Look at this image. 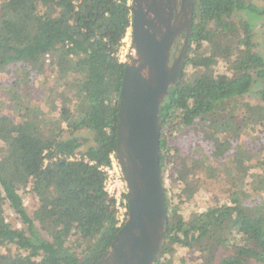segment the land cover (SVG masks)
Returning <instances> with one entry per match:
<instances>
[{
    "label": "trees",
    "instance_id": "1",
    "mask_svg": "<svg viewBox=\"0 0 264 264\" xmlns=\"http://www.w3.org/2000/svg\"><path fill=\"white\" fill-rule=\"evenodd\" d=\"M193 3L190 70L160 112L163 184L170 176L182 187L175 186L178 202L165 188L168 235L156 264H264V106L237 102L256 84L264 102V59L251 24L235 18L238 11L264 16V7ZM132 19L131 0H0V71L7 76L0 82V264H97L120 230L105 168L116 159L120 53ZM222 62L233 73L217 71ZM41 66L54 83L43 100L61 98V107L38 106L35 114L37 77L30 74ZM250 128L258 129L257 146L241 142ZM225 160L230 200L186 219L181 207L204 186L200 170L223 181ZM26 191L37 201L31 214ZM8 210L22 228L8 221Z\"/></svg>",
    "mask_w": 264,
    "mask_h": 264
},
{
    "label": "water",
    "instance_id": "2",
    "mask_svg": "<svg viewBox=\"0 0 264 264\" xmlns=\"http://www.w3.org/2000/svg\"><path fill=\"white\" fill-rule=\"evenodd\" d=\"M131 8L132 40L124 61L115 152L126 185L128 214L97 264H156L168 235L160 112L170 89L185 73L194 3L132 0ZM184 32L183 49L171 61L172 48Z\"/></svg>",
    "mask_w": 264,
    "mask_h": 264
},
{
    "label": "rangeland",
    "instance_id": "3",
    "mask_svg": "<svg viewBox=\"0 0 264 264\" xmlns=\"http://www.w3.org/2000/svg\"><path fill=\"white\" fill-rule=\"evenodd\" d=\"M248 3H252L258 7H264V0H245ZM235 18L240 20H246L248 21L251 26H252V30H253V34H254V43H255V52H257L259 55H261L264 59V16H257L254 14H250L247 11H238L235 14ZM131 40H132V35H131V29H129L128 33H127V37L124 40V46L121 50L120 53V57L122 61H125L127 54H128V50H129V46L131 44ZM48 64V63H47ZM189 68H185V73L189 72ZM216 70L219 72H226L229 71L230 73H233L231 71V67L228 66V64L226 62H222L220 63V65L218 67H216ZM33 77H37V79H35L36 82V86H33V93L35 94V96L32 97V99L30 100V103L33 104L34 106H36L37 108H35V114H40L41 110L39 109L38 106H40L45 112H48L49 107H51L52 109H59L61 107V98H59L57 100V103L55 105V103L53 104H48V102L44 101V93L47 92L49 90V88H51L54 83H53V79L52 77L49 75V67L45 66V67H38V69L33 70V72L30 74ZM5 79H7V76L5 75L4 72L0 71V82H4ZM39 82L40 87H38L37 83ZM43 82V84H42ZM48 85H44L47 84ZM43 87V89H42ZM260 84H256L253 86V88L251 89V91L246 94L245 96L242 97V99L239 101V99H237L238 103H246L252 106H257V105H261L264 106V102H262V100L260 99V97L258 96V91L260 90ZM3 94H1V89H0V99L2 97ZM9 105H11V103H9ZM48 108V109H47ZM59 111H55L54 113H52V115H56L58 114ZM11 113V112H10ZM9 113V114H10ZM252 119L255 117L254 115L250 116ZM250 132L248 133L249 129L246 130V132L248 134L241 136V142H247L251 143L252 140V144H254L255 146H257V143L255 142V140H257V134H258V129L256 130L255 128H250ZM84 137H91V132L85 130L81 133ZM264 137V134H262L261 138ZM179 139V138H176ZM263 140V139H261ZM182 141H188L187 139H182ZM92 142H89L88 144L85 145V148L92 145ZM242 146V150L245 151H249L250 155L258 154V149H255V153H253L252 151H250V148H248L246 145H244V143H241ZM253 146V145H252ZM252 153V154H251ZM224 166H222L219 170V172L221 173V178L223 177V181H214V180H210L208 178V174L206 173V170H200V175L203 176V181H204V186L200 189V191L197 193L196 198L189 202L186 203L185 205H183L181 207V214L188 219L192 214L194 213H199L203 210H206L209 206L217 204V203H224L230 200L229 198V194H228V186L226 185V183H224V177H225V167H228L231 163L229 162V160H225L224 162ZM231 167V166H230ZM120 171H116L113 176L111 177V186L110 189L112 188V190H115L116 192L121 191L122 190V183L120 181L119 178V174H121ZM252 172V170H251ZM122 176V175H121ZM207 178V179H206ZM221 180V179H220ZM125 183V182H124ZM175 186L177 187H182V185L176 181L175 177H170L168 176L166 178V184H165V188L171 193L172 195V200L175 202H178V189L175 188ZM124 191H126V185H125V189ZM125 194V192H124ZM22 198L25 202V206L27 207L28 212L31 214L33 212V210L37 207V201L32 197V195L29 193V191L26 192H21ZM127 199V198H126ZM7 217H8V221L12 220L13 226L17 227V228H22V224L21 222L17 219L16 215L13 213L12 210H8L7 211ZM180 255L185 254V252L187 253V255H189L187 250H183L180 249L179 250Z\"/></svg>",
    "mask_w": 264,
    "mask_h": 264
},
{
    "label": "built area",
    "instance_id": "4",
    "mask_svg": "<svg viewBox=\"0 0 264 264\" xmlns=\"http://www.w3.org/2000/svg\"><path fill=\"white\" fill-rule=\"evenodd\" d=\"M46 62L49 63L50 62V56L47 55L46 56ZM76 158H80V156L76 157ZM105 171L108 172V180L106 182V190L109 193V195L111 197H114L117 201L116 206H117V210L119 212L120 215V220L121 222L124 223L125 218H126V213L128 211V204H127V199H125L123 197L124 195V189H125V183L123 180V177L121 176V174H119V178L120 181L122 183V190L116 192L115 190H112V188L110 189V184H111V177L113 176V174L117 171H120L116 162V159L113 158V168H105ZM120 173V172H119Z\"/></svg>",
    "mask_w": 264,
    "mask_h": 264
},
{
    "label": "flooded vegetation",
    "instance_id": "5",
    "mask_svg": "<svg viewBox=\"0 0 264 264\" xmlns=\"http://www.w3.org/2000/svg\"><path fill=\"white\" fill-rule=\"evenodd\" d=\"M132 2V0H131ZM182 4L179 3L177 9L178 11H180V8H181ZM132 9V8H131ZM177 13V11H175V14ZM185 36H186V33H182V35L178 38L177 42L174 44L173 48H172V51H171V61H173V54L176 53V55H178L182 49H183V46H184V41H185ZM190 48L192 46V38L190 39ZM189 52H190V49H189ZM189 52H188V55H189ZM186 63H187V60H186Z\"/></svg>",
    "mask_w": 264,
    "mask_h": 264
}]
</instances>
